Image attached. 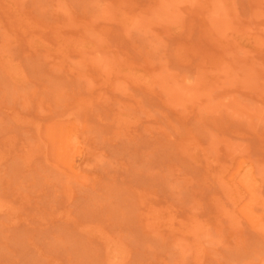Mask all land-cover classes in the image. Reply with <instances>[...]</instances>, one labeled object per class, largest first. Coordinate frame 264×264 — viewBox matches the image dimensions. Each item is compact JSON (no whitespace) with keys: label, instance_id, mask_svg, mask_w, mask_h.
<instances>
[{"label":"rangeland","instance_id":"rangeland-1","mask_svg":"<svg viewBox=\"0 0 264 264\" xmlns=\"http://www.w3.org/2000/svg\"><path fill=\"white\" fill-rule=\"evenodd\" d=\"M0 264H264V0H0Z\"/></svg>","mask_w":264,"mask_h":264}]
</instances>
